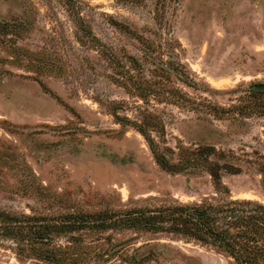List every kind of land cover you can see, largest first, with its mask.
<instances>
[{
  "label": "rangeland",
  "instance_id": "1",
  "mask_svg": "<svg viewBox=\"0 0 264 264\" xmlns=\"http://www.w3.org/2000/svg\"><path fill=\"white\" fill-rule=\"evenodd\" d=\"M230 199L264 204V0H0V210ZM17 246L0 238V264H239L134 228L55 234L51 260Z\"/></svg>",
  "mask_w": 264,
  "mask_h": 264
},
{
  "label": "trees",
  "instance_id": "2",
  "mask_svg": "<svg viewBox=\"0 0 264 264\" xmlns=\"http://www.w3.org/2000/svg\"><path fill=\"white\" fill-rule=\"evenodd\" d=\"M115 114L122 120L123 117ZM139 130L147 137L144 129L139 127ZM153 151L157 161L169 169L167 159L155 149ZM211 175L217 190L229 195V189H222L224 184L220 171L212 170ZM91 217L94 216L77 215L74 218L65 215L60 221H55L53 217L27 213L19 216L0 210V238L13 239L20 253L51 260L55 257L52 240L58 233L96 226L165 231L213 245L228 253L239 264H264V204L256 200L230 199L218 205L195 202L157 209L130 210L113 221L103 218L100 223Z\"/></svg>",
  "mask_w": 264,
  "mask_h": 264
}]
</instances>
